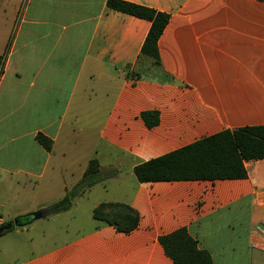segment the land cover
<instances>
[{"label":"crops","instance_id":"1","mask_svg":"<svg viewBox=\"0 0 264 264\" xmlns=\"http://www.w3.org/2000/svg\"><path fill=\"white\" fill-rule=\"evenodd\" d=\"M123 1L170 16L160 66L140 55L150 22L107 0H0V226L61 200L93 159L104 177L43 218L56 223L93 197L88 230L28 253L43 219L13 227L0 254L19 240L24 257L2 263L173 264L158 238L186 228L213 264H264V160L246 163L240 180L139 183L133 173L221 131L264 126V1ZM146 111L158 112L157 126H145ZM109 202L134 209L137 228L95 221Z\"/></svg>","mask_w":264,"mask_h":264},{"label":"trees","instance_id":"2","mask_svg":"<svg viewBox=\"0 0 264 264\" xmlns=\"http://www.w3.org/2000/svg\"><path fill=\"white\" fill-rule=\"evenodd\" d=\"M106 6L109 10L150 22L140 55L150 58L154 66H160L157 43L170 16L123 0H107ZM2 60L0 57V64ZM127 77H133V74H127ZM140 116L147 128H153L159 123L157 111L142 112ZM35 140L46 151L51 150L52 141L49 138L39 133ZM259 160H264V126L243 127L221 131L142 162L134 167L133 173L139 183L240 180L247 177L245 164ZM103 179L99 175L97 160L89 161L77 185L67 191L61 200L42 209L44 218L68 211L76 197ZM92 218L123 233L133 231L139 223L138 213L122 203H101L93 209ZM158 241L173 264H213L209 253L199 248L198 242L186 228L160 236Z\"/></svg>","mask_w":264,"mask_h":264},{"label":"rangeland","instance_id":"3","mask_svg":"<svg viewBox=\"0 0 264 264\" xmlns=\"http://www.w3.org/2000/svg\"><path fill=\"white\" fill-rule=\"evenodd\" d=\"M9 10L7 9V12ZM115 184H111L110 188H112ZM91 199H85L82 202V207L79 209H74L68 215H63L56 221V223L52 221H48V219H43L41 221H37L34 223L33 228L35 230L31 233V237L33 238V245H30V249L28 253L31 252H40L42 250L48 249L49 247L61 243V238L58 236V232L62 233V237L65 238L69 235H72L78 231H86L91 227L90 221L87 220L89 212H87V207H89L88 203L91 202ZM12 240V239H10ZM13 241V242H12ZM9 241L3 247L6 250L5 257L0 254V264L2 262L10 263L16 260H20L24 255L19 254L18 251L14 248V245L19 243V240ZM22 240L20 239V242ZM218 258V257H217Z\"/></svg>","mask_w":264,"mask_h":264},{"label":"water","instance_id":"4","mask_svg":"<svg viewBox=\"0 0 264 264\" xmlns=\"http://www.w3.org/2000/svg\"><path fill=\"white\" fill-rule=\"evenodd\" d=\"M23 218L16 217L11 223H7L5 226H0V235L4 232L14 228H22L34 221L41 220L44 218L42 211H36L22 216Z\"/></svg>","mask_w":264,"mask_h":264},{"label":"built area","instance_id":"5","mask_svg":"<svg viewBox=\"0 0 264 264\" xmlns=\"http://www.w3.org/2000/svg\"><path fill=\"white\" fill-rule=\"evenodd\" d=\"M20 12H19V14H18V16H17V19H16V23H15V27L17 26V24H18V21H19V19H20ZM257 231L264 237V226H262V227H258L257 228Z\"/></svg>","mask_w":264,"mask_h":264}]
</instances>
